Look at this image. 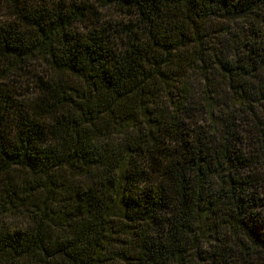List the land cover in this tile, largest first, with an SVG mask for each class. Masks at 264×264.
I'll return each mask as SVG.
<instances>
[{"label":"trees","instance_id":"obj_1","mask_svg":"<svg viewBox=\"0 0 264 264\" xmlns=\"http://www.w3.org/2000/svg\"><path fill=\"white\" fill-rule=\"evenodd\" d=\"M0 264H264V0H0Z\"/></svg>","mask_w":264,"mask_h":264},{"label":"rangeland","instance_id":"obj_2","mask_svg":"<svg viewBox=\"0 0 264 264\" xmlns=\"http://www.w3.org/2000/svg\"><path fill=\"white\" fill-rule=\"evenodd\" d=\"M110 14H111V12H109ZM105 14V13H104ZM106 16H108L107 14H105ZM114 15H116L115 13H114ZM115 17V16H114ZM108 18H109V16H108Z\"/></svg>","mask_w":264,"mask_h":264}]
</instances>
